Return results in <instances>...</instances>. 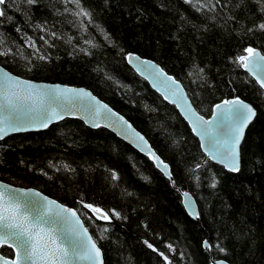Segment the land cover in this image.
<instances>
[{
	"label": "trees",
	"instance_id": "obj_1",
	"mask_svg": "<svg viewBox=\"0 0 264 264\" xmlns=\"http://www.w3.org/2000/svg\"><path fill=\"white\" fill-rule=\"evenodd\" d=\"M0 9V52L8 53L1 66L89 89L147 138L171 173L108 129L65 118L0 139V181L73 208L104 264H264V91L237 61L248 47L264 55V0H6ZM81 9L89 15H76ZM128 53L159 64L206 118L224 99L255 108L237 172L205 157L176 108L127 64ZM182 191L194 198L197 219Z\"/></svg>",
	"mask_w": 264,
	"mask_h": 264
},
{
	"label": "snow or ice",
	"instance_id": "obj_2",
	"mask_svg": "<svg viewBox=\"0 0 264 264\" xmlns=\"http://www.w3.org/2000/svg\"><path fill=\"white\" fill-rule=\"evenodd\" d=\"M5 2L6 0H0V5L5 4ZM26 2L34 4L36 0H26ZM70 2L76 3L79 7V0H70ZM187 2L191 3V0H187ZM216 3H219V0H216ZM4 15V11L0 9V17ZM76 15L88 16L89 13L81 9ZM258 28L264 30V23L259 24ZM19 30L17 28V31ZM249 31H252V29H249ZM41 39L43 38L41 37ZM30 46L35 47L34 43H31ZM244 52L246 55L237 57L238 63L252 73L260 87L264 88V74H261L264 73V55L252 47L244 49ZM7 54V52H0V55ZM39 58L45 59L43 56ZM166 79L172 80L171 77H166ZM172 83L175 84L176 82L172 81ZM13 87L17 89L13 93L17 101L31 100L34 103L43 105L45 99L50 101L55 99L54 96H47L32 85L26 84V82L4 72L0 76V98L3 100V103H0V113H2L0 114V139H3L10 131L22 130L19 126L20 108L13 103L9 96V88ZM63 91L76 92L81 96L87 95L83 90L65 89ZM177 91H179L178 85ZM175 95L174 92L173 96ZM165 98L169 97L166 96ZM180 99L184 104L187 103L186 98L183 96ZM172 102L176 103V100L173 99ZM177 106L179 107L181 104L178 103ZM216 108L219 111L213 117V120L216 122L217 130L222 131L227 128L232 137L227 154L223 156L222 162H225L230 171H238L236 146L240 142L244 127L255 115V112L239 98L225 100L223 105L218 104ZM186 116L193 123L195 131L203 136H212L210 128L207 126H211L213 121H205L203 117L197 116L190 106H188ZM39 117L40 126L47 127L52 120L62 119L63 113L51 107L41 111ZM140 139L143 138L140 137ZM26 197H28V193H20L18 190L9 189L6 185H0V246L7 245L15 250V259L6 260L0 257V264H67L70 257L73 259H88L93 264H102L100 249L97 248L91 237L88 238V242L85 244L70 235V233H76V228H67L69 218L62 215L70 210L61 208L60 211L53 213L51 208L54 204L53 201H47V198L41 201L27 199ZM84 207L95 214L97 219L107 220L109 218L107 213H104L98 207H93L90 204H85ZM76 216V212H71L72 218H76ZM75 223L82 228L78 218H76ZM83 231L86 233L87 229ZM149 246L151 247V245ZM220 250L223 251V249Z\"/></svg>",
	"mask_w": 264,
	"mask_h": 264
},
{
	"label": "water",
	"instance_id": "obj_3",
	"mask_svg": "<svg viewBox=\"0 0 264 264\" xmlns=\"http://www.w3.org/2000/svg\"><path fill=\"white\" fill-rule=\"evenodd\" d=\"M254 49L260 52L257 48H254ZM125 60L127 64L133 69V71L139 77H141L148 83L151 89H153L156 93H158L163 98L164 101H166L169 104H172L176 108L180 116L184 119V121L189 126L192 134L197 138L201 151L203 152L205 157L209 159L210 161L218 165H221L226 170L230 171L229 168L226 166L225 162H222V158L224 155L227 154V151H228V148L231 142V138H232L231 133L228 131L227 128H224L222 131L217 130L216 122L213 120V117L219 111L216 108V105L218 104L223 105V102L225 100H233L239 97H234V98L224 99L222 101H219L213 106L210 116L206 118L197 112V110L191 103L182 84L178 80H176L171 74L167 73L163 68H161V66L157 64L155 61L141 57L135 53H128L125 56ZM241 67L257 83L256 77L253 76L252 73H250L243 66ZM4 72H7L8 74L17 78L20 81L26 82V84L32 85L35 89L40 90L42 93L46 94L47 96L55 97V99L51 101L48 99H45V103L43 105H40L39 103H34L31 100L17 101L15 95H13V93L16 92L17 89H15L14 87L9 88L10 98L13 100V103L17 104L18 107L20 108L19 126L22 130L10 131L7 135L4 136V138L9 135L16 134V133L43 130L49 127L51 124L59 122L65 118H75V119L81 120L88 127H91V128L103 127V128L108 129L109 131L114 133L117 137H119L120 139L124 140L126 143L131 145L138 152L148 157L149 160L153 162L155 167L167 179H171L169 165L166 162H164L161 159V157L155 152V150L152 148L147 138L139 130H137L131 124V122H129L123 115L115 111L107 103L100 100L89 89L85 87H78V86L68 85L64 83L35 81V80L21 78L19 76L12 74L7 69H5L3 66L0 65V76H2ZM261 74H264V73H261ZM166 77H171L172 80H167ZM172 81H175L176 83L173 84ZM257 84L260 87L259 83ZM177 85L179 86V91H177ZM65 89H75L77 91L83 90V92L87 93V95L81 96V95H78L76 92H65L63 91ZM261 89L264 91V88H261ZM174 92L176 93L175 96H173ZM166 96H168L169 98H165ZM181 96L186 98V102H187L186 104H184L181 101L180 99ZM173 99L176 100V103L172 102ZM240 100L243 101L245 104L249 105L256 114L255 108L249 102H246L242 99ZM0 103H3L2 98H0ZM178 103L181 104V106L178 107L177 106ZM188 106H190L191 109L194 110L197 116L203 117L205 121H213L211 126H207L210 128V131L212 133L211 137L203 136L200 133H198V131L194 130L193 123L188 118V116H186V113L188 112ZM51 107H54L56 108L58 112L63 113V118L52 120L51 122L48 123L47 127L40 126V117H39L40 112L43 111L44 109H48ZM254 117L255 115L244 127L240 142L236 146V150L238 153L236 162L238 164V168L240 167V145L244 138L245 131L247 127L249 126V124L254 119ZM140 137H142L143 139L141 140ZM165 165L167 166L166 168L164 167ZM230 172L235 173L237 171H230ZM0 185H6L8 186L9 189L18 190L20 193H28V197H26L27 199H35V200L43 201L44 198H47V201H53L54 204L51 206L53 213L60 211L61 208L70 210L69 212L62 214L63 216H67L69 218V222L67 223L66 227L69 229L73 227L76 228V233L74 234L70 233V235H72L74 239L83 241L85 244H87L89 237H91L92 241H94L90 232L88 231L85 224L83 223L82 219L79 217L78 213L73 208L62 204L58 202L57 200L33 188L18 187V186L5 183L3 181H0ZM181 197H182V205L185 211L187 212V214L193 219H197L198 210H197V206H196L195 200L192 197V195L188 191H182ZM71 212H76L77 214L76 218L79 219V222H80V225H82V228L79 225H76L75 223L76 218L71 217ZM84 229H87L86 233H84L83 231ZM96 246L97 248H99L97 244ZM204 246L207 248L208 245L206 242ZM2 247L10 248L13 252V255L12 257H6L2 255L0 252V257L6 260L15 259V250L13 248L7 245H4V246H0V249ZM100 254H101L100 259L102 261V264H104V259H103L101 249H100ZM67 264H93V262L88 259H79V258L73 259L70 257L67 260ZM209 264H228V263L225 260L218 259V260H212Z\"/></svg>",
	"mask_w": 264,
	"mask_h": 264
}]
</instances>
